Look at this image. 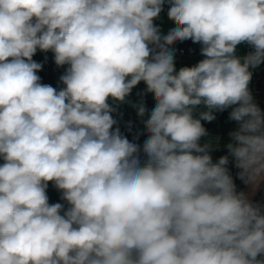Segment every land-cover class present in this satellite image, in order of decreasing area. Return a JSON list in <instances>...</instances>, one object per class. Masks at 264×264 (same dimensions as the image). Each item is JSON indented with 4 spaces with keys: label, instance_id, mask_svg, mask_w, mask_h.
<instances>
[{
    "label": "clouds",
    "instance_id": "clouds-1",
    "mask_svg": "<svg viewBox=\"0 0 264 264\" xmlns=\"http://www.w3.org/2000/svg\"><path fill=\"white\" fill-rule=\"evenodd\" d=\"M187 40L203 58L177 70ZM38 51L67 66L63 88L41 82ZM262 63L264 0H0V264H264V205L227 167L264 184ZM124 103L142 147L116 126ZM228 109L238 127L214 163L202 121Z\"/></svg>",
    "mask_w": 264,
    "mask_h": 264
},
{
    "label": "trees",
    "instance_id": "trees-1",
    "mask_svg": "<svg viewBox=\"0 0 264 264\" xmlns=\"http://www.w3.org/2000/svg\"><path fill=\"white\" fill-rule=\"evenodd\" d=\"M187 41H184L182 43H178L174 45L175 49V56L177 55L179 49L186 43ZM47 57V59H45ZM53 54L51 52L43 53V52H37V62H40L43 64V69L41 70L42 75V82L44 84H49L53 86L54 88H57L58 90L63 88L64 85L60 83L59 77L64 73L67 66L64 67H56L52 69V62ZM127 99H136L135 91L132 90L131 95ZM110 103L113 101H109ZM145 105L149 111H151L154 106L150 104L148 101L145 102ZM231 109L225 110L222 113L221 118L219 121L214 123H207L206 121H202L203 126L207 129L208 133H223L226 131H230L231 127L234 126L237 122L232 121L229 119V112ZM113 118L117 121V125L121 132L129 139L132 135L140 134L144 137V139H147V133L144 128L143 122L141 118L137 116L136 110L131 106V104H120L117 108V111L113 113ZM147 119V115L143 118ZM131 122L132 127L131 131H129L127 125ZM114 126V127H116ZM210 155L212 157L213 162H217L220 157L229 155L227 148L218 149L216 151L210 152ZM231 159V156H229V160ZM228 167H232V162L230 160V163L227 165Z\"/></svg>",
    "mask_w": 264,
    "mask_h": 264
},
{
    "label": "crops",
    "instance_id": "crops-1",
    "mask_svg": "<svg viewBox=\"0 0 264 264\" xmlns=\"http://www.w3.org/2000/svg\"><path fill=\"white\" fill-rule=\"evenodd\" d=\"M167 6V5H165ZM174 24L170 21L167 20V17H166V14L162 17L161 19V29L164 31V32H167V30L171 27H173ZM33 59L37 62V54L33 57ZM56 64L54 63V61L52 62V69L56 68ZM38 75L41 77V82H42V75H41V71L38 73ZM43 83V82H42ZM222 113L223 112H218L216 113V119L213 120L212 122H207V123H214V122H217L219 121V119L221 118L222 116ZM232 130L230 129V131H226V132H223V133H208L207 136L205 137H202L201 138V141L200 143L201 144H204L206 142H212L213 143V148L211 150V152L213 151H216L218 149H223V148H226V144L230 142V137H229V132H231ZM137 136H138V139H137ZM130 141L132 142H135L137 144H139L141 147L143 145V142H144V137L140 134H135V135H132L130 138H129ZM218 145V146H217ZM145 158L143 157V155L141 154V160L143 162ZM0 163H3L2 160H0ZM228 167V166H227ZM232 177H233V174H232V170L230 167H228ZM239 191H243L245 192L246 194L249 195L250 199L253 201V202H256V203H259L261 205H264V184H261V186L259 187V189H257L255 191V193H253L251 191V188L250 186L248 185H242L238 192ZM47 195L49 196V203H57V202H62L60 200V195L61 193L55 189H52V188H48L47 189Z\"/></svg>",
    "mask_w": 264,
    "mask_h": 264
},
{
    "label": "built area",
    "instance_id": "built-area-1",
    "mask_svg": "<svg viewBox=\"0 0 264 264\" xmlns=\"http://www.w3.org/2000/svg\"><path fill=\"white\" fill-rule=\"evenodd\" d=\"M168 6L164 7V11L160 14V19L155 21L157 25L161 27V19L162 17L167 14ZM200 45L194 44L191 40H187V42L179 49L176 57L182 58H192L201 60L203 57L200 55ZM248 51H251L250 47L247 45L239 46L238 54L244 55ZM253 72L252 79L250 82V89L253 93V96L255 97L256 102L258 103L259 107L262 111H264V63H262L260 66H258L255 69H251ZM238 127V122L231 127V130H235ZM232 161V158L230 159ZM232 174H233V180L234 183L237 186V191L239 188L244 185L243 181L238 177L237 173L239 172V169H237L232 163ZM49 188L55 189V187L49 183ZM56 190V189H55Z\"/></svg>",
    "mask_w": 264,
    "mask_h": 264
},
{
    "label": "rangeland",
    "instance_id": "rangeland-1",
    "mask_svg": "<svg viewBox=\"0 0 264 264\" xmlns=\"http://www.w3.org/2000/svg\"><path fill=\"white\" fill-rule=\"evenodd\" d=\"M175 67L177 70H179L181 67H191L193 65H195L196 63L199 62V60L197 59H192V58H187V57H182V58H178L175 56ZM146 88V85L141 82L140 84H138L133 90L135 91V95H136V99H127L128 101H131L132 103H136L138 102L141 97L138 96V93L143 92V90ZM143 100L144 102L148 101L150 104H152L153 106H155V100L153 97V94L151 93H147L143 96ZM114 103V102H111ZM124 104H128V103H124Z\"/></svg>",
    "mask_w": 264,
    "mask_h": 264
}]
</instances>
